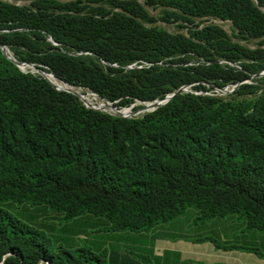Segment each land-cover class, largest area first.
<instances>
[{"label": "trees", "instance_id": "obj_1", "mask_svg": "<svg viewBox=\"0 0 264 264\" xmlns=\"http://www.w3.org/2000/svg\"><path fill=\"white\" fill-rule=\"evenodd\" d=\"M14 1L29 3L0 0V45L15 61L119 106L186 85L221 88L264 70V0ZM146 7L160 8L167 23L228 21L237 38L259 46L216 25L186 35L146 27L156 21ZM137 61L152 66L124 69ZM188 211L194 224L229 219L264 233V85L242 84L226 99L176 94L123 119L21 72L0 48V264H120L125 256L151 264L128 252L121 235L154 231ZM193 241L264 260L257 247Z\"/></svg>", "mask_w": 264, "mask_h": 264}, {"label": "rangeland", "instance_id": "obj_2", "mask_svg": "<svg viewBox=\"0 0 264 264\" xmlns=\"http://www.w3.org/2000/svg\"><path fill=\"white\" fill-rule=\"evenodd\" d=\"M2 1H6L19 6L29 5V3L25 1ZM56 1L66 3L77 1L84 2L85 0ZM139 1L142 3L141 0ZM146 10L148 11L151 17L156 19L155 23H145L146 27H157L167 31L168 33H180L186 35L188 31L187 28H193L194 26L201 27L203 25H216L223 29L228 34V36H230L235 42H239L240 44L252 49L259 46V41L257 40H243L237 38L236 31L234 30L232 24L228 21H222L216 18L209 17L197 19L194 25L183 24L181 22L167 23L160 20V8L152 9L146 7ZM250 81L251 85L254 86L261 87V84L264 85V81L259 78H253ZM21 212V210H17V212L15 211L14 214L16 216H21ZM34 212L37 213L41 211L36 209L34 210ZM49 216H52V214H49ZM193 218L194 217L192 216L191 212L188 211L178 219L168 224H164L162 227L154 229V231H150L140 235L123 234L121 236L123 242H125V244L128 246V252L130 251L135 254H142L148 256L151 264H240L241 258L244 257V255H239L240 253H235L237 251L234 252V250L228 251L234 252L228 254L223 253L224 251L222 250H216V253L208 254V248L213 247L212 243H188L186 241L177 239L178 236L185 235L196 234V237H211L218 240L220 234L225 233L226 231V233L234 232V238L233 240H231L232 243L249 247L253 246L257 247L261 251H264V233H245L242 229V222L232 221L229 219H214L204 224H194ZM35 222L37 225L45 226L46 219L45 217L41 216L35 217ZM57 228H59V226ZM257 238H259V240H257ZM106 246L109 247L108 244H106ZM150 246H153V255L150 256L149 253L141 251L147 250L145 247L149 248ZM120 264H142V262L138 258L125 256L121 258Z\"/></svg>", "mask_w": 264, "mask_h": 264}, {"label": "built area", "instance_id": "obj_3", "mask_svg": "<svg viewBox=\"0 0 264 264\" xmlns=\"http://www.w3.org/2000/svg\"><path fill=\"white\" fill-rule=\"evenodd\" d=\"M49 41L52 44H54L51 41V39H49ZM0 48H1V51L4 52V55L6 56V58H8L11 62H13L15 66L21 72L40 76L44 80H46L55 91L65 92V93L74 95L75 97H77L79 102L86 109L97 111V112L106 114L111 117H119L123 119H139L143 117L144 115L153 112L157 108L164 106L172 97H174L176 94H181V93H189L195 96H211V97L226 99L227 96L229 97L233 95L240 85L251 84L250 80H252L253 78H264V70H262L257 75H252L250 79L237 82V83H233V84H228L221 88L210 86V85H205L206 87L205 91H196L192 89V86L194 84L186 85V86H181L175 91L166 94L161 99H155L152 101H140V100L134 99L128 105L119 106L118 101H109V100L101 98L95 92L87 88H83L81 86H72L67 83H64L61 80L57 79L52 73L47 72V71H42L38 69L37 67H35L33 64L19 63L15 61V59L12 57V54L9 52L7 48L5 47H0ZM7 51L8 53H10L9 55L7 54ZM72 55L80 56L83 54L74 53ZM218 64H220L221 66H228L236 70H241L239 63H232V62H228L225 60H218ZM22 66H26V67L22 68ZM111 66L117 67L116 65H111ZM151 66L152 65L150 63L137 61V62H134V63H131L125 66L124 69L125 70L143 69V68H149ZM48 77H50L51 80H49Z\"/></svg>", "mask_w": 264, "mask_h": 264}, {"label": "crops", "instance_id": "obj_4", "mask_svg": "<svg viewBox=\"0 0 264 264\" xmlns=\"http://www.w3.org/2000/svg\"><path fill=\"white\" fill-rule=\"evenodd\" d=\"M225 233L220 234V237H218L221 241H231V240H233L234 232H228L226 234ZM186 236H189L190 239H180V238H177V239L186 241L188 243H194L193 240L196 238V234L195 235H186ZM257 240H259V238H257ZM216 250L217 249H215L214 247H210V248H208L207 253L208 254L216 253L215 252ZM235 251H237V252H235ZM234 252L235 253H240L239 255H244V257L241 258V263L240 264H264V260L263 259H260L257 256H254V254H252V253L245 252V251H239V250H234ZM234 252L224 251L223 253H227L228 254V253H234Z\"/></svg>", "mask_w": 264, "mask_h": 264}, {"label": "bare ground", "instance_id": "obj_5", "mask_svg": "<svg viewBox=\"0 0 264 264\" xmlns=\"http://www.w3.org/2000/svg\"><path fill=\"white\" fill-rule=\"evenodd\" d=\"M7 54L9 55L10 53H8V51H7ZM24 67H26V66H22V68H24ZM48 78H49V80H51L50 77H48Z\"/></svg>", "mask_w": 264, "mask_h": 264}, {"label": "water", "instance_id": "obj_6", "mask_svg": "<svg viewBox=\"0 0 264 264\" xmlns=\"http://www.w3.org/2000/svg\"><path fill=\"white\" fill-rule=\"evenodd\" d=\"M0 47H2L1 45H0ZM3 52V51H2ZM3 54H4V52H3Z\"/></svg>", "mask_w": 264, "mask_h": 264}]
</instances>
